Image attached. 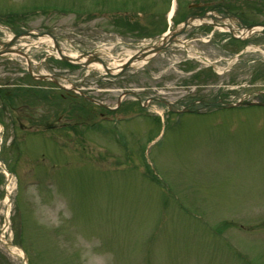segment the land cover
<instances>
[{"label": "rangeland", "instance_id": "1", "mask_svg": "<svg viewBox=\"0 0 264 264\" xmlns=\"http://www.w3.org/2000/svg\"><path fill=\"white\" fill-rule=\"evenodd\" d=\"M224 8L264 23V0H0V39L113 66ZM207 21L115 77L48 35L0 56V264H264V29Z\"/></svg>", "mask_w": 264, "mask_h": 264}, {"label": "water", "instance_id": "2", "mask_svg": "<svg viewBox=\"0 0 264 264\" xmlns=\"http://www.w3.org/2000/svg\"><path fill=\"white\" fill-rule=\"evenodd\" d=\"M196 17L199 19H202V16H199V17L194 16V15L189 16L187 19L184 20V22L182 23V26L179 27L177 30L171 32L170 35L163 36L157 43L151 44L149 47H144V48L140 49L137 53H134L133 55H131L122 65H120L119 70L116 73H111L108 70V67L102 61V59L100 57H98L96 54H94L93 52L90 53V55H87L86 59L84 61L79 62L78 59L80 57L72 58L70 56L62 54V52L60 51V49L56 43H55V48H56V51L58 52V54L60 55L61 59H63L66 62H69L71 64H83L84 66H86L90 60H97L103 65V67L107 73H110L112 75H117V74L121 73L122 71H124L126 68L130 67L131 63L134 60L144 58L147 53L148 54L149 53H157L160 50H162L163 48H165L171 41L177 40V39H174L175 34L181 32L184 29V27H186L188 24H191L192 20ZM246 28L250 29V28H252V25H249ZM23 34H29L30 35V34H34V33L33 32H24ZM18 36L19 35H15L11 39V41L14 40L15 38H17ZM3 43H5V42H3ZM5 44H6V46H8L10 44V41L6 42ZM5 50H9L8 47H6Z\"/></svg>", "mask_w": 264, "mask_h": 264}, {"label": "bare ground", "instance_id": "3", "mask_svg": "<svg viewBox=\"0 0 264 264\" xmlns=\"http://www.w3.org/2000/svg\"><path fill=\"white\" fill-rule=\"evenodd\" d=\"M261 31V29H255L253 32H260ZM27 46V45H26ZM103 50H104V52H106L107 54H109L108 53V51H107V49H104L103 48ZM12 52H14V51H12L11 50V53ZM130 54V51H126V54H125V56L124 57H122V58H120V59H116V58H114L113 56V66H111L110 68H111V70H113V71H116V69L118 68V66H120L121 64V62H122V60H124V59H126V57L128 56ZM70 56H72V57H74L75 55L74 54H69ZM145 59L146 58H143L142 60H134L133 62H132V65L133 66H138V65H140V64H142L143 63V61H145ZM205 61H207V60H205ZM88 66L89 67H91V68H97V69H100V70H102V64L101 63H99L98 61H92V62H90L89 64H88Z\"/></svg>", "mask_w": 264, "mask_h": 264}, {"label": "flooded vegetation", "instance_id": "4", "mask_svg": "<svg viewBox=\"0 0 264 264\" xmlns=\"http://www.w3.org/2000/svg\"><path fill=\"white\" fill-rule=\"evenodd\" d=\"M226 15H228V13H227V11H224V13L222 14L221 17H224V16H226ZM61 95H63V94L61 93Z\"/></svg>", "mask_w": 264, "mask_h": 264}]
</instances>
